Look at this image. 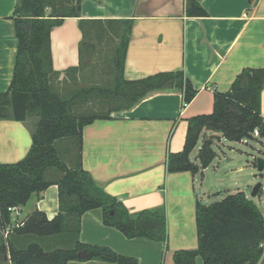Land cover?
Listing matches in <instances>:
<instances>
[{"label": "trees", "instance_id": "1", "mask_svg": "<svg viewBox=\"0 0 264 264\" xmlns=\"http://www.w3.org/2000/svg\"><path fill=\"white\" fill-rule=\"evenodd\" d=\"M82 2H16L12 18L18 39L17 55L12 83L7 91L0 92V120L25 122L36 118V122L27 155L14 163L0 162V264H68L88 260L138 264V259L133 256L80 240L82 216L94 209L102 210V221L106 226L116 228L126 237L161 241L168 248L164 208L131 213L83 167V130L96 120L110 119L113 111L132 108L152 91L177 88L183 92L184 104L191 103L198 91L183 71L126 80L123 70L132 21L119 20L123 28L114 29L119 43L114 57L113 88L89 87L72 94H61L56 83L62 72L53 66L51 32L66 18H80ZM184 8L188 17L208 16L197 0H185ZM101 22L80 20L84 34L80 66L68 68L65 74L78 73L85 57L94 53V38L98 39L102 31L105 32ZM263 89L264 68L247 67L238 74L228 91L216 90L212 112L187 119L184 149L168 154L167 171L196 174L212 164L217 152L212 141L205 138L195 158L197 163L191 158L204 131H212L230 141L264 140ZM96 95L116 98L117 107L108 113L75 112L80 102ZM255 130H258V136ZM254 162L256 164V160ZM52 184H57L59 189L58 214L49 219L46 213L37 209L12 226L10 208L26 205L34 193L40 194ZM196 222L198 247L176 251L175 264H197L198 257L204 264H258L263 257L264 214L244 191L228 193L209 204L198 199ZM50 242H53L52 246H49Z\"/></svg>", "mask_w": 264, "mask_h": 264}, {"label": "crops", "instance_id": "2", "mask_svg": "<svg viewBox=\"0 0 264 264\" xmlns=\"http://www.w3.org/2000/svg\"><path fill=\"white\" fill-rule=\"evenodd\" d=\"M197 1L208 16H186L185 0H83L81 17L66 18L51 32L53 66L63 76L68 68L80 66V45L84 38L81 19L101 20L105 42L119 40L114 31L123 28L119 20H131L124 78L136 81L161 72L183 71L198 91L186 105L183 92L177 88L152 91L132 108L113 111L110 119L96 120L83 130V167L107 193L119 198L131 213L165 209L167 249L161 241L128 238L116 228L106 226L101 209L87 211L82 216V242L133 256L138 264H175L176 251L198 247L197 200L209 204L208 199L219 193V188L213 178L207 181L211 165L198 172L201 177L190 171L170 173L167 156L184 149L187 119L213 109L216 90L228 91L244 68H264V0ZM16 2L0 0V92L9 89L14 75L18 39L12 17ZM94 43L98 44V39L94 38ZM29 123L0 120V162L14 163L27 155L32 145ZM202 140L203 135L192 154L194 161ZM258 157L264 158V154L252 156V161L227 173L246 172L242 177L230 179L249 186L250 189L244 190L237 187L249 198ZM37 209L49 219L58 214L57 184L40 194L34 193L19 208L18 221ZM13 220L12 226L16 219ZM68 264L114 263L88 260ZM197 264H204L201 257L197 258ZM258 264H264V255Z\"/></svg>", "mask_w": 264, "mask_h": 264}, {"label": "rangeland", "instance_id": "3", "mask_svg": "<svg viewBox=\"0 0 264 264\" xmlns=\"http://www.w3.org/2000/svg\"><path fill=\"white\" fill-rule=\"evenodd\" d=\"M107 40L106 42L102 40V36L98 38V44H96V52L89 54L85 57V63L78 73H68L59 77L56 83V88L61 94H72L74 91L79 89H85L89 87H102L104 89L113 88L115 83V71L116 67L114 65V57L116 56V49L119 40L113 39ZM102 43V45H100ZM118 105L116 98L112 96H99L96 95L94 98L82 101L78 104L75 112L79 113H89V112H99L108 113L111 109H115ZM208 112L211 113L213 109H209ZM36 118L30 120V126L32 130L34 128V123ZM203 138L211 140L213 149L217 152L215 160L212 162L211 167L208 171V178H213L219 188V193L215 192L207 203H212L224 198L228 193H234L238 191L237 187L241 190L250 189L249 186L242 185L240 181H233L230 178L237 179L244 176V173H231L227 175L230 170L237 168L242 163H249L252 161V156H258L259 153L264 154V140H254L246 139L240 142L230 141L223 138L222 136H217L212 131H206L203 134ZM202 145V144H201ZM196 149L192 154H195ZM192 158V155H191ZM194 159V158H192ZM232 159L231 161H228ZM248 171L247 173H249ZM255 174V186L258 182H264L263 175L256 168ZM199 177L200 174L198 173ZM230 188V192L227 190ZM251 199L258 205L260 210L264 213V200L261 196L253 197Z\"/></svg>", "mask_w": 264, "mask_h": 264}, {"label": "built area", "instance_id": "4", "mask_svg": "<svg viewBox=\"0 0 264 264\" xmlns=\"http://www.w3.org/2000/svg\"><path fill=\"white\" fill-rule=\"evenodd\" d=\"M184 105H186V104H184ZM258 130H255V135L256 136H258ZM263 174H264V171L262 172ZM264 177V176H263ZM258 193H260L261 194V197L263 198V200H264V182L262 181L261 182V187H260V190H259V192ZM19 208L20 207H13V208H10V211L12 212V216H13V221H15V219H16V221H15V224L14 225H18L19 224V221H18V217H19ZM9 230V229H8Z\"/></svg>", "mask_w": 264, "mask_h": 264}, {"label": "water", "instance_id": "5", "mask_svg": "<svg viewBox=\"0 0 264 264\" xmlns=\"http://www.w3.org/2000/svg\"><path fill=\"white\" fill-rule=\"evenodd\" d=\"M257 168H258V171L260 173H262L264 171V158L263 157H258L257 159ZM260 187H261V182H258L254 187H253V190H252V193L251 195L253 197L257 196L258 195V192L260 190Z\"/></svg>", "mask_w": 264, "mask_h": 264}]
</instances>
